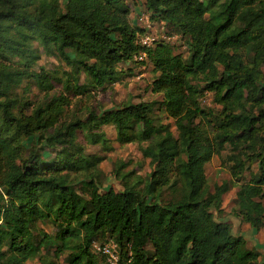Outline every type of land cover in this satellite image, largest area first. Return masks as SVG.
I'll use <instances>...</instances> for the list:
<instances>
[{
  "label": "trees",
  "instance_id": "trees-1",
  "mask_svg": "<svg viewBox=\"0 0 264 264\" xmlns=\"http://www.w3.org/2000/svg\"><path fill=\"white\" fill-rule=\"evenodd\" d=\"M143 6L183 38L185 57L161 40L142 46L145 33L129 23L124 0H0V264L35 257L57 264L49 248L64 254V264H108L90 248L97 239L116 244L117 264H264L219 219L230 184L207 192L204 175L211 156L227 149L222 162L237 186L231 215L254 231L264 225V0ZM39 51L68 69L34 70ZM142 52L154 73L149 91L160 95L157 109L171 125L152 115V101L79 108L92 91L123 79L119 62ZM23 81L42 92L36 104L18 97ZM205 92L219 108L202 107ZM72 97L81 111L68 114ZM105 125L148 159L140 187L118 163L112 175L121 189L101 188L103 157L86 154L79 136L109 150ZM21 137L35 145L25 152ZM49 149L53 156L43 160ZM38 220L54 233H34Z\"/></svg>",
  "mask_w": 264,
  "mask_h": 264
},
{
  "label": "rangeland",
  "instance_id": "rangeland-1",
  "mask_svg": "<svg viewBox=\"0 0 264 264\" xmlns=\"http://www.w3.org/2000/svg\"><path fill=\"white\" fill-rule=\"evenodd\" d=\"M127 4L130 13L128 15V21L130 24L135 25L139 28H143L145 34L151 35L155 41H163L170 46L173 53H179L182 57L187 55V45L184 42L183 38L176 34H169L167 28L163 22L151 21L148 17V13L145 11L143 6V0H124ZM34 46H36L33 43ZM141 54V53H139ZM136 54L132 56L130 60L121 61L118 63L117 67L124 71L123 79L105 86L103 89L94 90L91 93V97L82 98L79 108L83 107L101 106L102 108H110L114 104H118L123 101H130L132 103L138 101H152L153 111L152 115L154 117H159L162 123H169L171 125L172 120L165 118L163 114L157 109L158 102L160 101L159 94H153L149 91V83L154 77L152 72V66L146 59L145 55L138 58ZM38 68H43L45 71L52 73L58 76L61 71H66L68 68L63 61L58 60L57 58L46 55L43 52L39 51V59L37 60L34 70ZM264 73V64L261 67ZM79 83H87V79L83 75H78ZM53 90L58 92L60 91V84L55 82L53 83ZM16 93L21 100H26L32 105L36 104L39 100L42 92L34 87L30 82L23 81L19 87L16 88ZM211 94L208 92L203 93L201 96L200 102L203 108L215 110L219 108L217 105L213 104L211 101ZM75 97L71 98V104L68 108V114L71 111L78 113L81 111L79 108L77 110ZM77 110V111H76ZM133 128V125H132ZM104 133L105 138L108 139V145L111 147L109 150H104L102 146L98 143H88L81 136H79V141L82 144L83 150L86 154L95 153L98 156H102V160L97 164V170L100 172L98 175V181L101 182V188L111 187L113 190L118 191L121 189V182L117 177L112 175V170L114 166L118 163H121L123 166L120 167L121 172L127 170H132L134 173L130 176L132 181L140 178L142 185L143 180L145 179L147 173L150 170V165L147 158H143L140 154V151L135 143L128 144H119L114 139V130L110 125H105L100 127ZM170 129L176 137V131L173 126H170ZM80 135V134H78ZM81 138V140H80ZM21 144L25 148V152L35 145V140L33 138H24L21 137ZM227 153V149H224L220 152L219 155H212L210 160L204 165V175H205V188L207 192H212L214 184H221L228 182L230 184L229 189L222 195L221 208L223 212L219 215V219L226 215H231L230 209L234 205V197L237 186L230 182L228 171L225 167V164L222 162L224 156ZM54 154L53 149H49V155L46 150L41 151V156L43 160H48ZM264 204V201H263ZM214 213V211H212ZM215 217V213L213 214ZM33 232L42 231L45 234H53V226L46 220H38L34 223ZM101 239H97L94 243L100 244ZM245 248V244L241 246ZM93 252L94 249L90 246ZM54 248H49L48 256L56 261L57 264H64L63 258L64 254L55 256L52 253ZM42 252L45 250L42 249ZM39 260L37 257L27 260L24 264H38Z\"/></svg>",
  "mask_w": 264,
  "mask_h": 264
},
{
  "label": "crops",
  "instance_id": "crops-1",
  "mask_svg": "<svg viewBox=\"0 0 264 264\" xmlns=\"http://www.w3.org/2000/svg\"><path fill=\"white\" fill-rule=\"evenodd\" d=\"M230 223V231L242 237L245 249H253L259 254L258 259L264 263V225L254 231L248 224L241 223L237 218L226 215L222 217Z\"/></svg>",
  "mask_w": 264,
  "mask_h": 264
},
{
  "label": "built area",
  "instance_id": "built-area-1",
  "mask_svg": "<svg viewBox=\"0 0 264 264\" xmlns=\"http://www.w3.org/2000/svg\"><path fill=\"white\" fill-rule=\"evenodd\" d=\"M138 41L142 46L149 47L153 45L155 39L151 37V35L149 34H144L139 38ZM143 55L144 53L142 52L141 54L138 55V58H141V56ZM91 247L94 249L95 252H98L101 255H103L108 264H117V260H118L117 246L112 240L100 244H95L93 241L91 243Z\"/></svg>",
  "mask_w": 264,
  "mask_h": 264
}]
</instances>
